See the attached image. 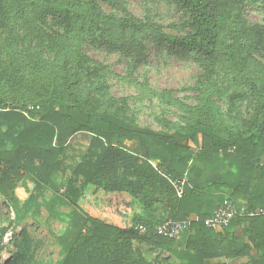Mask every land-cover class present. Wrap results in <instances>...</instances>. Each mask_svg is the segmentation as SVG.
Segmentation results:
<instances>
[{
    "label": "trees",
    "instance_id": "16d2710c",
    "mask_svg": "<svg viewBox=\"0 0 264 264\" xmlns=\"http://www.w3.org/2000/svg\"><path fill=\"white\" fill-rule=\"evenodd\" d=\"M98 1L0 0V195L13 198L25 177L48 186L70 139L88 133L87 153L64 195L87 227L63 264H173L169 258L135 261L133 242L171 253L182 264L244 258L264 264V215H238L221 230L203 222L226 198L240 212L264 210V28L245 18L264 0H172L187 16V36L158 30L126 10L107 14ZM108 1L123 10L117 0ZM49 18L59 30L49 32ZM88 43L119 51L133 68L146 63L149 43L192 54L210 76L225 75V85L251 104L253 114L239 120L241 130L230 137L205 124L170 135L136 129L105 107L109 94L100 80L107 71L85 53ZM46 49L56 50L57 58H45ZM185 177L193 188L186 184L180 198L174 182ZM126 186L154 199L134 206L139 210L131 225L124 202L133 194ZM160 202L168 208L163 222L202 221L178 239L151 234L147 213ZM245 224L241 234L231 233Z\"/></svg>",
    "mask_w": 264,
    "mask_h": 264
},
{
    "label": "rangeland",
    "instance_id": "374dc122",
    "mask_svg": "<svg viewBox=\"0 0 264 264\" xmlns=\"http://www.w3.org/2000/svg\"><path fill=\"white\" fill-rule=\"evenodd\" d=\"M117 1L123 10L108 0H99L98 4L107 14L123 16L126 10L140 21L167 33L177 36L191 33L185 12L172 0ZM245 18L249 24L264 28V3L248 8ZM51 19L47 20L48 30L55 32L59 28ZM17 31L23 34L22 23H18ZM2 36L8 38L9 35L3 32ZM84 50L106 68L100 80L109 94L105 107L112 108L136 129L170 135L205 124L230 137L241 130L239 120H249L253 114L251 104L236 97L235 91L225 85L228 80L225 75L210 76L192 54L181 56L149 43L146 63L133 68L130 59L119 51L94 43L86 44ZM44 57L56 59L57 51L46 49ZM91 138V134L82 132L70 139L48 186L36 185L25 177L18 182L13 198L0 195V264H63L66 260L78 234L87 226L81 213L65 199V190L75 167L87 153ZM124 144L130 145L126 141ZM168 177L173 181L172 175ZM125 190L128 195L133 194L124 202L130 208L125 216L131 225L135 223L133 216L140 205L144 201L154 202V199H149L147 194L136 196L127 186ZM160 199L161 196L155 197L156 202ZM147 215L152 222L147 227L148 232L156 234L159 225L168 217V208L160 202ZM245 226L248 228V224ZM129 247L135 261L169 258L173 264H182L171 253L146 243L133 242ZM234 261L224 259L218 264H247L250 259Z\"/></svg>",
    "mask_w": 264,
    "mask_h": 264
},
{
    "label": "built area",
    "instance_id": "2783aa9c",
    "mask_svg": "<svg viewBox=\"0 0 264 264\" xmlns=\"http://www.w3.org/2000/svg\"><path fill=\"white\" fill-rule=\"evenodd\" d=\"M186 184L193 188V186L188 182L187 177H185V179L181 181L174 182L178 197H183L184 187ZM238 215H245L250 217L259 216L264 215V210H262L261 208H256L253 211L240 212L238 211L235 204L231 200L226 198L214 210L213 214L210 217L206 218L203 222L205 227L209 230H221L229 227ZM201 221L202 220L199 216L181 221L167 220L159 225V227L157 228V234L168 239H178L183 233L191 231L193 229L192 227L194 223H199Z\"/></svg>",
    "mask_w": 264,
    "mask_h": 264
},
{
    "label": "crops",
    "instance_id": "0c3cea01",
    "mask_svg": "<svg viewBox=\"0 0 264 264\" xmlns=\"http://www.w3.org/2000/svg\"><path fill=\"white\" fill-rule=\"evenodd\" d=\"M246 226L245 225H243V226H240V227H237V228H235V229H233L232 230V234H235V235H239V234H241L243 231H244V228H245ZM245 259V258H244ZM222 260H224V259H217V260H213V261H211L212 263H220ZM227 262L229 261V260H226ZM231 261V260H230ZM233 262H236V261H233Z\"/></svg>",
    "mask_w": 264,
    "mask_h": 264
}]
</instances>
